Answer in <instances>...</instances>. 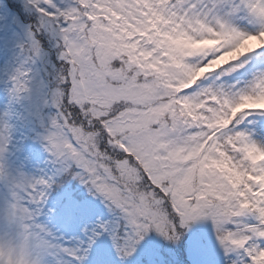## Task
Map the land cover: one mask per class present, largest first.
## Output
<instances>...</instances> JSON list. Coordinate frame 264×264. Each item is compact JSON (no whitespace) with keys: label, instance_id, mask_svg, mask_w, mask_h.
I'll return each instance as SVG.
<instances>
[{"label":"snow or ice","instance_id":"6c2138e0","mask_svg":"<svg viewBox=\"0 0 264 264\" xmlns=\"http://www.w3.org/2000/svg\"><path fill=\"white\" fill-rule=\"evenodd\" d=\"M0 21V264H193L207 223L222 259L200 239L198 264H264V0H0ZM95 200L66 240L53 219Z\"/></svg>","mask_w":264,"mask_h":264},{"label":"rangeland","instance_id":"374dc122","mask_svg":"<svg viewBox=\"0 0 264 264\" xmlns=\"http://www.w3.org/2000/svg\"><path fill=\"white\" fill-rule=\"evenodd\" d=\"M22 18L25 24L33 23L35 20L34 16L23 15V13H22ZM2 23L3 21H0V24ZM8 36L9 34L7 32L0 30V110L6 108L10 102V97L7 92V80L5 77V70L10 69L13 66L12 63H10L12 61V44L9 43ZM41 39L43 41L44 47L48 48L49 44H48L47 37L43 36L41 37ZM258 50L259 49H257V51ZM252 54L253 53H250L248 55L251 56ZM53 60L55 61L54 57H53ZM55 62L57 64L59 63L58 61H55ZM44 67H45L44 65L40 66L42 72H43ZM234 75H236L238 78H243L245 74H241L240 72L239 74H234ZM16 111L24 112V105L18 103ZM257 119H259V117H257ZM22 128L24 129L23 125H21L20 129ZM21 135L22 134H20L19 132L17 133L18 140ZM30 143L34 149L38 146V144H35L32 141ZM12 160H15V158L13 157ZM46 161H47V153H45L43 150L39 152V149H38V153H36L35 158L29 164V170L34 171L36 168H49L50 165L46 164ZM79 188H82V193L85 194L86 197L90 196V194L87 192V189H83V186L79 185ZM95 207L97 209V215L87 220L80 221L79 224H75V228H70L66 231H63L62 229L59 228V226L60 224L66 223V222L60 218H54L53 223H57L58 225L56 224H53V225L58 230V232L65 237L66 240H71L72 242H75L74 238L81 235L80 227L83 223L91 224V223H94L95 220L99 218H107L108 212L105 206L103 205V203H101L99 200H95ZM198 228H199V234L197 237H194V240H193V244H194L193 256H192L193 264H198L199 262L200 253H199V248L196 245L200 239H203L204 241H206L208 246L215 250L217 260H221L222 251L219 249V246L215 241V233H214V229L212 228L211 224L207 223V224L198 226ZM157 242H158L157 239L153 237V239L149 240L147 244H145L144 247L140 249V254L143 255L145 248L155 246ZM129 264H136V260H131Z\"/></svg>","mask_w":264,"mask_h":264},{"label":"trees","instance_id":"16d2710c","mask_svg":"<svg viewBox=\"0 0 264 264\" xmlns=\"http://www.w3.org/2000/svg\"><path fill=\"white\" fill-rule=\"evenodd\" d=\"M255 53H256V52H255ZM249 57H250V63H251V62H252V59H254V53H253L251 56H249ZM19 133L21 134V132H19ZM30 142H31V141H28V142H27V146H28V147H29V148H30L35 154L38 153V149H39V152L42 151V149H41L39 146H37V147L34 149ZM77 187L79 188V185H77ZM58 191H59V190H58ZM55 195H56V193H53V197H54V198H55ZM82 195H83L84 197H86L85 194L82 193ZM53 224L58 225L57 223H53ZM59 228L62 229L63 231H66V230H68V229H70V228H75V225H68L67 223H62V224H60Z\"/></svg>","mask_w":264,"mask_h":264}]
</instances>
